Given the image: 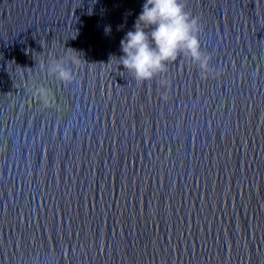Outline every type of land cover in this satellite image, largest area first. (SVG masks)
Masks as SVG:
<instances>
[{
    "label": "water",
    "instance_id": "water-1",
    "mask_svg": "<svg viewBox=\"0 0 264 264\" xmlns=\"http://www.w3.org/2000/svg\"><path fill=\"white\" fill-rule=\"evenodd\" d=\"M145 2L0 0V264H264V0H182L211 72L164 88L121 66Z\"/></svg>",
    "mask_w": 264,
    "mask_h": 264
},
{
    "label": "clouds",
    "instance_id": "clouds-1",
    "mask_svg": "<svg viewBox=\"0 0 264 264\" xmlns=\"http://www.w3.org/2000/svg\"><path fill=\"white\" fill-rule=\"evenodd\" d=\"M200 31L199 18L187 10L182 0H146L134 30L127 32L121 40V66L139 84L160 77L158 83L164 88L168 86L164 77L168 65L183 56L198 67L202 77H206L211 72V57L201 50ZM77 63L76 55L66 54L59 59L51 58L47 63L41 60L39 67L57 81L70 84L75 77L69 65ZM32 95L44 107L52 105L47 88L34 87ZM167 98L162 96L164 100Z\"/></svg>",
    "mask_w": 264,
    "mask_h": 264
}]
</instances>
